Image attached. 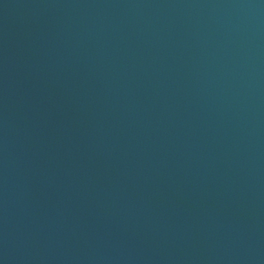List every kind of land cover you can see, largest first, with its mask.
Listing matches in <instances>:
<instances>
[{"label": "water", "instance_id": "water-1", "mask_svg": "<svg viewBox=\"0 0 264 264\" xmlns=\"http://www.w3.org/2000/svg\"><path fill=\"white\" fill-rule=\"evenodd\" d=\"M0 264H264V0H0Z\"/></svg>", "mask_w": 264, "mask_h": 264}]
</instances>
